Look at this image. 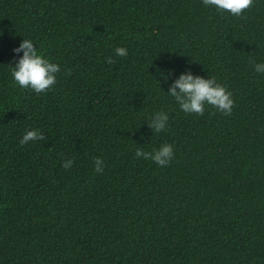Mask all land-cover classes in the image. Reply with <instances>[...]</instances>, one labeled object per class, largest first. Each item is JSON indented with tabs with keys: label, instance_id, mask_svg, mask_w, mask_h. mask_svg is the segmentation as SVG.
Listing matches in <instances>:
<instances>
[{
	"label": "trees",
	"instance_id": "obj_1",
	"mask_svg": "<svg viewBox=\"0 0 264 264\" xmlns=\"http://www.w3.org/2000/svg\"><path fill=\"white\" fill-rule=\"evenodd\" d=\"M23 39L60 66L46 93L13 81ZM253 60L264 0L240 18L202 0H0V264H264ZM188 72L230 91L232 114L184 113L168 90ZM28 130L46 139L21 146ZM165 143L167 166L135 156Z\"/></svg>",
	"mask_w": 264,
	"mask_h": 264
},
{
	"label": "clouds",
	"instance_id": "obj_2",
	"mask_svg": "<svg viewBox=\"0 0 264 264\" xmlns=\"http://www.w3.org/2000/svg\"><path fill=\"white\" fill-rule=\"evenodd\" d=\"M205 8H214L218 13H228L235 17H243L244 13L254 6V0H202ZM115 54L119 57L128 55L124 47L115 48ZM14 52L23 55L18 59L15 66H12L11 76L16 85L21 88L31 89L36 94L46 93L51 90L57 82V73L61 71L60 66L50 62L38 53L37 47L29 39H23ZM115 61L107 59V63ZM256 73L264 74V63L251 61ZM68 75H71L69 70ZM168 94L173 97L180 109L187 114L203 116L205 106H210L226 116L232 114L234 100L232 93L224 86L217 83L215 78L205 79L194 76L191 72L181 74L170 86ZM169 116L164 111L154 113L148 120V126L153 133H160L167 128ZM46 137L39 130H28L20 139L21 146L30 142L45 140ZM135 156L145 160H151L156 165L164 167L170 164L174 158V148L171 144L165 143L159 149L143 151L137 149ZM94 173L102 174L104 161L100 157L94 159ZM65 170L73 166L72 160L63 162Z\"/></svg>",
	"mask_w": 264,
	"mask_h": 264
}]
</instances>
